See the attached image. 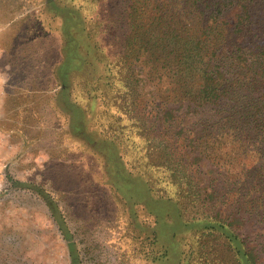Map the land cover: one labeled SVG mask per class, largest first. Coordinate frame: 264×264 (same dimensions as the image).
Returning a JSON list of instances; mask_svg holds the SVG:
<instances>
[{
  "label": "rangeland",
  "instance_id": "rangeland-1",
  "mask_svg": "<svg viewBox=\"0 0 264 264\" xmlns=\"http://www.w3.org/2000/svg\"><path fill=\"white\" fill-rule=\"evenodd\" d=\"M45 1L0 0V264H235L221 232L227 229L202 227L217 224L218 212L225 224L237 223L229 228L264 264V137L254 115L264 104L263 82L227 75L228 90L216 105L198 108L190 121L177 109L178 126H162L166 140H153L152 154L164 162L172 152L166 161L185 164L177 165L188 185L179 187L178 201L170 187L154 182L150 190L146 177L130 169L142 161L137 153L120 157L118 105L130 108L132 96L121 95L118 85L93 82L103 66L94 41L84 39L85 27L64 22L66 15L55 17ZM72 2L56 0L67 9ZM252 3L263 10L262 33L264 0ZM109 4L116 42L118 0ZM74 43L77 56L86 57L82 71L69 53ZM66 70L69 99L79 101L85 116L72 128L70 117L77 119L81 108L57 97ZM91 84V94L95 90L106 106L88 98ZM81 87L85 98L77 93ZM145 101L137 113L151 133L156 110L148 112ZM180 127L190 139L187 150L208 152L201 155L211 172L178 158ZM144 172L153 174L151 167Z\"/></svg>",
  "mask_w": 264,
  "mask_h": 264
},
{
  "label": "trees",
  "instance_id": "trees-1",
  "mask_svg": "<svg viewBox=\"0 0 264 264\" xmlns=\"http://www.w3.org/2000/svg\"><path fill=\"white\" fill-rule=\"evenodd\" d=\"M45 2L47 8L54 11L55 17L62 19L66 15L68 20L66 17L64 19L68 21L67 24L71 25L74 21L77 27L83 25L88 33L84 39L92 38L94 41L93 47L99 53V59L102 58L100 62L103 66L97 78H92L93 82H105L110 88L118 85L121 95L132 96L130 108L124 109L118 105L120 157H126L129 151L137 153L138 158L142 159L139 161L143 164L141 168L145 170L151 167L153 174L147 176L144 170L136 169L139 162L138 166L130 164V169L146 177L150 190L155 189L154 182L160 183L162 187H170L175 199L181 201L183 196L177 193L180 186L187 185V181L178 175L177 165L185 164L181 161L175 163L174 159V163L171 159L166 161L172 157V152L166 154L168 157L164 162L154 159L152 141L159 137L166 140L162 126L168 122L172 123V128L178 126L175 125L179 121L175 115L177 109L184 108L186 120L190 121L198 108L216 105L228 90L227 75L236 76L234 81L255 76L264 85V31L258 33L257 30L263 10L261 14L252 0H118V41L113 42L111 38H116V34L112 28L115 20L113 14L109 13L110 0H73L72 9L59 7L56 0ZM74 16L76 18L72 20ZM65 32L63 30V36ZM83 64L81 61L80 70L77 68L79 71H82ZM61 74L58 85H62L63 93L57 97L64 99L65 105L80 107L79 101L69 99V73L64 71ZM123 79L127 80L125 84ZM144 86H148V89ZM92 87L91 84L88 98L102 101L100 108L105 101L94 93L95 90L91 94ZM78 90L77 93L85 98L86 90L82 87ZM147 94L150 98L148 103L144 100ZM78 98L82 100L80 96ZM143 101L150 108L148 112L156 110L154 131L151 133L141 126L140 121L145 117H139L137 113V110H144ZM254 115L264 137V104L255 109ZM78 116L77 119L70 117V128L85 117L82 108ZM179 130L178 134L182 135L179 138L184 143L189 138L183 135V129L180 133ZM186 146L185 143L182 145L183 154L177 157L207 167L206 171L211 172V163L201 155L208 152L202 149L201 154L195 153L187 150ZM261 171L264 177V166ZM223 220L218 212L217 217H212L217 224L207 221L202 227L220 230L225 227L227 231L223 229L221 232L228 240L235 264H258L255 248H247L239 235L229 228H235L237 223L231 222L229 226Z\"/></svg>",
  "mask_w": 264,
  "mask_h": 264
},
{
  "label": "crops",
  "instance_id": "crops-1",
  "mask_svg": "<svg viewBox=\"0 0 264 264\" xmlns=\"http://www.w3.org/2000/svg\"><path fill=\"white\" fill-rule=\"evenodd\" d=\"M63 21L64 22H68V21H66L65 19H63ZM82 27H83V25H82ZM77 28V27H76ZM75 28V29H76ZM74 29V28H73ZM78 29L80 30L81 28L80 27H78ZM86 45H87V49L89 48V45H90V43H89V41H88V43H86ZM83 46H85V44L83 45ZM76 49L77 50H79V48H78V45H76V43H74V45H73V49H72V51L69 49V53L71 54V55H73V54H75L76 55ZM73 52V53H72ZM80 52V51H79ZM79 52H78V54H79ZM81 53H82V56H81V59L82 60H79L78 59V56H77V61H78V63H81V61H83V63L84 62H86V57L83 55V52L81 51ZM87 54H88V51H87ZM74 59H75V57H74ZM76 60V59H75ZM62 62H63V60H62ZM88 62H89V60H88ZM86 64V63H85ZM84 65V64H83ZM66 73H68V70H66ZM69 75V74H68Z\"/></svg>",
  "mask_w": 264,
  "mask_h": 264
}]
</instances>
